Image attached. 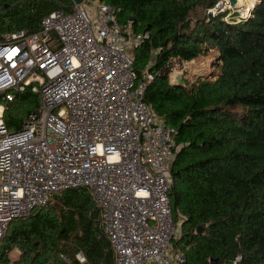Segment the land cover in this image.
<instances>
[{"label":"trees","instance_id":"1","mask_svg":"<svg viewBox=\"0 0 264 264\" xmlns=\"http://www.w3.org/2000/svg\"><path fill=\"white\" fill-rule=\"evenodd\" d=\"M118 20L146 33L131 51L133 69L153 79L144 100L176 130L169 195L186 264H264V0L247 16L207 14L224 0H98ZM72 11L70 0H0V34L39 29L43 17ZM238 16V15H237ZM217 51L219 74L192 85L169 82L170 61ZM1 102V100H0ZM39 108L30 89L5 103L9 132ZM201 227V233L197 229ZM18 250L12 260L9 254ZM114 264L101 212L87 189L56 195L29 217L14 219L0 244V264Z\"/></svg>","mask_w":264,"mask_h":264},{"label":"built area","instance_id":"2","mask_svg":"<svg viewBox=\"0 0 264 264\" xmlns=\"http://www.w3.org/2000/svg\"><path fill=\"white\" fill-rule=\"evenodd\" d=\"M70 1L71 12L48 14L36 32L0 34V244L14 219L87 189L114 264H186L169 198L176 130L144 100L152 75L133 69L131 51L148 35L109 4ZM27 89L39 108L11 133L5 103ZM74 261L87 264L82 253Z\"/></svg>","mask_w":264,"mask_h":264},{"label":"rangeland","instance_id":"3","mask_svg":"<svg viewBox=\"0 0 264 264\" xmlns=\"http://www.w3.org/2000/svg\"><path fill=\"white\" fill-rule=\"evenodd\" d=\"M237 1V0H236ZM244 4L242 5H231L228 0L221 1L224 2L222 7H215L214 9H210L207 11V14L215 15L217 13L225 14V20L230 21L231 19H240L244 16H247L249 11H251L254 6L255 0H242ZM84 7H87V4L84 2ZM248 7V11L246 13V7ZM238 15V16H237ZM219 66L220 62L217 59V51L211 50L208 55L199 57L195 60L189 62H180L173 61L170 64V71L175 70L177 77L183 78L184 82L189 85H192L198 81L199 78L208 77L209 79H214L219 74ZM179 223V236L181 233V221L178 219ZM178 236V237H179ZM18 250H13L9 256L12 260L16 259L19 255Z\"/></svg>","mask_w":264,"mask_h":264},{"label":"water","instance_id":"4","mask_svg":"<svg viewBox=\"0 0 264 264\" xmlns=\"http://www.w3.org/2000/svg\"><path fill=\"white\" fill-rule=\"evenodd\" d=\"M229 1V3L231 4V5H235L236 4V0H228ZM74 2H75V4L76 5H80V4H82L83 2H84V0H74ZM256 3V1H254V4ZM224 5V2H222V3H219L218 5H217V7H222ZM176 84L178 85V86H183V78H181V77H177V79H176ZM201 231H202V228L201 227H199L198 229H197V233H201ZM212 263L213 264H215L216 263V261L214 260V261H212Z\"/></svg>","mask_w":264,"mask_h":264},{"label":"bare ground","instance_id":"5","mask_svg":"<svg viewBox=\"0 0 264 264\" xmlns=\"http://www.w3.org/2000/svg\"><path fill=\"white\" fill-rule=\"evenodd\" d=\"M237 3H238L239 6L242 5V4H244V2L242 0H237ZM237 3H236V5H237ZM245 10H246V13H247V11L249 10L248 7H246Z\"/></svg>","mask_w":264,"mask_h":264}]
</instances>
